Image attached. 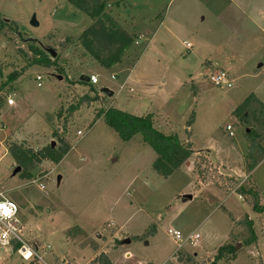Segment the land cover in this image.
Returning <instances> with one entry per match:
<instances>
[{
	"label": "rangeland",
	"instance_id": "374dc122",
	"mask_svg": "<svg viewBox=\"0 0 264 264\" xmlns=\"http://www.w3.org/2000/svg\"><path fill=\"white\" fill-rule=\"evenodd\" d=\"M108 9L136 36L110 69L74 45L94 21L68 0H0V17L20 32L5 27L0 33V191L19 206L21 236L47 264H91L102 252L113 264H175L177 244L169 231L176 229L184 237L200 235L183 247L188 259L179 264H213L233 233L236 259L216 264H264V210L253 211L235 189L216 183L232 177L237 188L251 177L264 204V156L255 155L252 170L247 164L248 135L252 128L264 132V0H120ZM30 39L60 55L63 74L31 64ZM217 71L229 75L231 87L211 82ZM93 74L101 100L67 117L74 98L94 95L80 82ZM104 86L114 90L112 98L100 92ZM111 106L152 115L157 129L192 144V156L162 177L152 166L157 154L140 133L123 139L97 116ZM55 130L71 150L22 178L5 144L56 147ZM247 218L256 235L250 245ZM0 264L28 262L0 244Z\"/></svg>",
	"mask_w": 264,
	"mask_h": 264
},
{
	"label": "trees",
	"instance_id": "16d2710c",
	"mask_svg": "<svg viewBox=\"0 0 264 264\" xmlns=\"http://www.w3.org/2000/svg\"><path fill=\"white\" fill-rule=\"evenodd\" d=\"M71 4L77 7L79 10L87 14L93 19L94 23L83 30V32L76 39L77 47L82 48L83 55L89 56L95 62L100 64L106 69H110L113 65L122 61V56L125 50L133 44L136 39L134 34L128 33L119 21L114 17L112 11L108 9L110 3H119L120 0H68ZM14 21H8L0 17V33L7 27L8 29L14 28L17 33L19 29L15 27ZM68 41V40H67ZM66 41V42H67ZM38 42L37 39H30L28 41L29 50L33 54L31 59L32 65H39L45 68L54 67L60 74L64 73L63 65L59 63L60 55L57 53L55 58L51 57L44 48L41 49L35 46L34 43ZM66 44L61 42V47L66 48ZM26 68L17 69L8 74L7 80L3 83V86L14 83L23 73ZM83 85H90L91 95H81L73 99V102L67 108V117L72 116L78 111L84 104L91 102H99L101 95L94 87V84L80 80ZM93 88V89H92ZM105 98V96H104ZM2 104L0 100V105ZM245 108V107H244ZM61 109L57 111L58 117L61 116ZM107 123H109L123 139H130L135 134L140 133L143 139L148 143L156 152L157 157L154 160L152 166L153 169L162 177L168 178L177 169H179L193 154L192 144L182 140L176 133L167 134L154 125L152 115L137 116L129 112H125L121 109L111 106L101 115ZM191 120L187 122L188 127L191 125ZM264 121V119H263ZM263 123V122H262ZM264 134L257 132L252 128L249 136L250 148L247 154L248 168L252 170L255 168L256 154L264 156V147L260 144V138ZM53 135L59 141L56 147H52V144L40 149L39 151L26 147L25 145L18 143H9V154L14 158L16 164H18L22 171L20 175L22 178H32L33 170L41 164L44 160H51L55 163L60 162L67 153L71 150L72 146L63 134L59 130H55ZM224 176V175H223ZM229 181V182H228ZM223 189L230 190L236 188L238 184L237 179L232 177L225 178L216 181ZM236 192L245 198V200L251 205V208L255 212H261L264 210V204L262 202V193L256 184V182L248 177L245 183L237 187ZM250 230V237L247 239L246 244L250 245L256 240V235L253 228V223L248 220L247 222ZM234 234L231 233L230 238L223 243L217 249L213 264H216L220 260L232 261L236 259V245L233 240ZM20 242L13 241V252H17ZM183 254L179 257V261L186 260ZM25 261V260H23ZM26 262V261H25ZM28 264H39L37 259H33ZM91 264H113L110 256L102 252L92 259Z\"/></svg>",
	"mask_w": 264,
	"mask_h": 264
},
{
	"label": "built area",
	"instance_id": "2783aa9c",
	"mask_svg": "<svg viewBox=\"0 0 264 264\" xmlns=\"http://www.w3.org/2000/svg\"><path fill=\"white\" fill-rule=\"evenodd\" d=\"M188 48H191V44L187 43ZM112 78H115L114 75H112ZM41 78L38 77V80ZM211 82L218 86V87H231L232 86V80L230 79L229 75L225 71H217L214 72L210 77ZM89 82L92 84L98 83V77L97 75H91ZM8 104H13L12 98H8ZM0 129V133H1ZM227 131L229 132L230 136H235V132L233 130L232 125H227ZM79 135H82V131H78ZM41 189H44V186H41ZM0 205L3 207H0V244L2 246H10L13 247V241L17 240L20 242V246L17 249V253L19 256L27 261L30 262L33 259H37L39 261V264L41 262L45 263L44 255L42 253H39V251L34 247L32 244H30L28 241L23 239L21 236V229L22 224L20 221V218L18 216L19 213V206L17 203L12 200L11 198L6 196V193L3 191H0ZM170 236L173 238L174 242L177 244L176 250L173 252L172 257L176 258V263L179 264V257L181 256L182 249L186 244H194L198 241L200 238V235L198 233L190 234L186 237L183 236V234L176 229H172L169 231ZM45 253V252H43ZM166 264V263H163Z\"/></svg>",
	"mask_w": 264,
	"mask_h": 264
},
{
	"label": "water",
	"instance_id": "95a60500",
	"mask_svg": "<svg viewBox=\"0 0 264 264\" xmlns=\"http://www.w3.org/2000/svg\"><path fill=\"white\" fill-rule=\"evenodd\" d=\"M31 23H32V24H37V22H36V16H35V15H33ZM48 52L51 54L52 58H55L56 55H57L56 51H54V50L51 49V48L48 49ZM89 79H90V77H88V76H86V75H81V77H80V80L85 81V82H89ZM100 92L103 93V94H105V95L108 96L109 98H112V97L114 96V93H115L114 90H112L111 88L105 87V86L100 88ZM249 131H250V129H248V128L246 127V132H249ZM54 144H55V143L52 142V147H54V146H53ZM20 168H21V167L18 166V167L15 169V172L19 171ZM124 242L129 243V240H126V241H124Z\"/></svg>",
	"mask_w": 264,
	"mask_h": 264
},
{
	"label": "crops",
	"instance_id": "0c3cea01",
	"mask_svg": "<svg viewBox=\"0 0 264 264\" xmlns=\"http://www.w3.org/2000/svg\"><path fill=\"white\" fill-rule=\"evenodd\" d=\"M127 78H128V80H129L131 77H127ZM0 106H1V105H0ZM142 116H143V115H142ZM1 133H2V131H1ZM1 133H0V134H1ZM5 141H6V139L4 140V142H5ZM4 144H5V143H4ZM5 146H6V148H5L6 152L9 153V151H8V145L5 144ZM16 168H17V167H16ZM246 179H247V178H246ZM243 180H245V179H243ZM232 189L234 190V189H236V188H232Z\"/></svg>",
	"mask_w": 264,
	"mask_h": 264
},
{
	"label": "snow or ice",
	"instance_id": "6c2138e0",
	"mask_svg": "<svg viewBox=\"0 0 264 264\" xmlns=\"http://www.w3.org/2000/svg\"><path fill=\"white\" fill-rule=\"evenodd\" d=\"M0 207H3L2 205H0Z\"/></svg>",
	"mask_w": 264,
	"mask_h": 264
}]
</instances>
